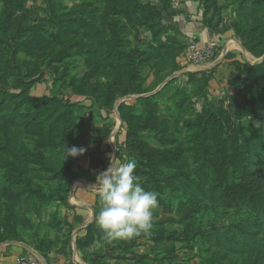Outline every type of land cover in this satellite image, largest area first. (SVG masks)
<instances>
[{
  "label": "rangeland",
  "instance_id": "374dc122",
  "mask_svg": "<svg viewBox=\"0 0 264 264\" xmlns=\"http://www.w3.org/2000/svg\"><path fill=\"white\" fill-rule=\"evenodd\" d=\"M137 1L110 19L103 0H0V245L66 252L71 188L135 159L158 207L118 264H264V0H199L218 37L190 39L216 48L207 70L173 0Z\"/></svg>",
  "mask_w": 264,
  "mask_h": 264
},
{
  "label": "crops",
  "instance_id": "0c3cea01",
  "mask_svg": "<svg viewBox=\"0 0 264 264\" xmlns=\"http://www.w3.org/2000/svg\"><path fill=\"white\" fill-rule=\"evenodd\" d=\"M200 4L199 0H173V7L177 11L170 16L175 21V31L179 33L181 41L187 39L189 42L191 41L190 39H195L201 45H207L214 40H218V37L211 33V26L206 24L207 20ZM161 7L165 13L166 7ZM161 7L158 6L159 9ZM196 68L197 70H207L209 67L203 65ZM180 74H184V71L181 70ZM97 196V192L86 185H82V187L73 186L71 188L68 203L71 207L70 209H72L70 223L73 226V231L71 233V245L66 252L43 256L33 249L31 242L7 241L8 243L4 242L0 245V263L9 264L20 255L31 251L41 254L45 264H118V260L128 261L130 254L120 251L121 246L119 243L105 244V242H100L98 234L90 245L84 246V242L86 243V229L89 225L96 222L95 218L99 212V199H97ZM94 248L98 249V253L89 261L87 258L89 250H94Z\"/></svg>",
  "mask_w": 264,
  "mask_h": 264
},
{
  "label": "clouds",
  "instance_id": "9594fccd",
  "mask_svg": "<svg viewBox=\"0 0 264 264\" xmlns=\"http://www.w3.org/2000/svg\"><path fill=\"white\" fill-rule=\"evenodd\" d=\"M85 152L83 147L66 146L64 160ZM136 169L135 159L117 166L116 160L110 158V166L96 176L91 187L101 202L95 221L102 240L108 244L151 235L158 194L142 186Z\"/></svg>",
  "mask_w": 264,
  "mask_h": 264
},
{
  "label": "built area",
  "instance_id": "2783aa9c",
  "mask_svg": "<svg viewBox=\"0 0 264 264\" xmlns=\"http://www.w3.org/2000/svg\"><path fill=\"white\" fill-rule=\"evenodd\" d=\"M188 60L195 65H206L214 60L216 55V48L213 45L201 46L195 41L187 44ZM9 264H45L43 256L37 252L20 255L13 262Z\"/></svg>",
  "mask_w": 264,
  "mask_h": 264
},
{
  "label": "trees",
  "instance_id": "16d2710c",
  "mask_svg": "<svg viewBox=\"0 0 264 264\" xmlns=\"http://www.w3.org/2000/svg\"><path fill=\"white\" fill-rule=\"evenodd\" d=\"M119 1H125L127 2V4L122 5V7H119ZM103 3L105 4V6L107 7V11L105 12L106 15H108V17L111 19V16L115 15V14H121V17H125L126 18H130L131 17V11L130 10H135V9H140L142 11V9H144L143 7H145V9H147L148 7H150V3L147 2L145 5H142L140 2H138L137 0H103ZM127 6V7H126ZM163 13V11H162ZM109 21H106V24L109 26H112L113 24H116L115 21L112 19ZM109 59V58H108ZM111 61L113 62V60L111 59ZM155 94L152 97H147V98H142L141 100L143 101H149L152 99H155ZM200 172L203 171V168L201 167L199 169ZM98 226L95 223L89 225L86 229V238L85 240L88 238V235L90 234V232L94 229L97 230ZM96 233L98 234V231H96ZM250 237H256L257 234L256 233H248ZM7 240L6 237H1L0 238V243ZM91 242V241H90ZM79 243V241H78Z\"/></svg>",
  "mask_w": 264,
  "mask_h": 264
},
{
  "label": "water",
  "instance_id": "95a60500",
  "mask_svg": "<svg viewBox=\"0 0 264 264\" xmlns=\"http://www.w3.org/2000/svg\"><path fill=\"white\" fill-rule=\"evenodd\" d=\"M249 61V60H248ZM176 77V75H173V76H171L169 79H167V81L162 85V86H164V85H166L167 83H169L172 79H174ZM161 88L162 87H160V89H157L156 90V92L155 93H157L158 91H160L161 90ZM154 94V93H153ZM8 243V242H7ZM45 262V261H44Z\"/></svg>",
  "mask_w": 264,
  "mask_h": 264
}]
</instances>
